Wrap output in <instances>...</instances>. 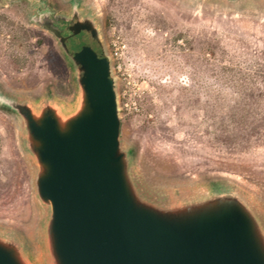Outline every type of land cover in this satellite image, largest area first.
Masks as SVG:
<instances>
[{
  "label": "rangeland",
  "instance_id": "1",
  "mask_svg": "<svg viewBox=\"0 0 264 264\" xmlns=\"http://www.w3.org/2000/svg\"><path fill=\"white\" fill-rule=\"evenodd\" d=\"M84 1L101 23L123 138L146 175L166 186L234 179L264 201V13L179 0ZM23 10L24 2L0 0V89L72 102L73 70L60 44ZM40 217L20 124L0 108V222L33 221L25 233L33 249Z\"/></svg>",
  "mask_w": 264,
  "mask_h": 264
},
{
  "label": "water",
  "instance_id": "2",
  "mask_svg": "<svg viewBox=\"0 0 264 264\" xmlns=\"http://www.w3.org/2000/svg\"><path fill=\"white\" fill-rule=\"evenodd\" d=\"M264 13V0H179ZM87 11V12H86ZM58 33L72 102L0 89L20 124L41 232L0 222V264H264V201L234 179L158 184L122 135L116 79L95 12ZM49 26V25H48ZM34 220V219H33Z\"/></svg>",
  "mask_w": 264,
  "mask_h": 264
},
{
  "label": "flooded vegetation",
  "instance_id": "3",
  "mask_svg": "<svg viewBox=\"0 0 264 264\" xmlns=\"http://www.w3.org/2000/svg\"><path fill=\"white\" fill-rule=\"evenodd\" d=\"M11 1V0H7ZM16 2H24L26 4V17L39 28L48 32L55 40L59 41L58 33L67 30L83 9L84 0H12ZM49 25V26H48ZM62 53V50H60ZM4 103V101H3ZM0 100V108L7 110L10 105Z\"/></svg>",
  "mask_w": 264,
  "mask_h": 264
}]
</instances>
